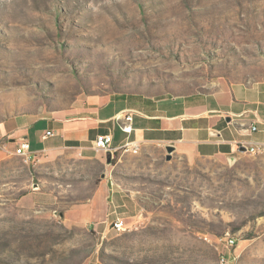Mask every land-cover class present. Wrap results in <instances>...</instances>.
Instances as JSON below:
<instances>
[{
	"label": "rangeland",
	"instance_id": "obj_1",
	"mask_svg": "<svg viewBox=\"0 0 264 264\" xmlns=\"http://www.w3.org/2000/svg\"><path fill=\"white\" fill-rule=\"evenodd\" d=\"M131 93L264 113V0H0V122L30 113L18 117L41 132L40 116ZM73 151L0 166V264H264V147L130 148L109 163ZM105 176L128 195L109 204L126 231L79 219Z\"/></svg>",
	"mask_w": 264,
	"mask_h": 264
},
{
	"label": "crops",
	"instance_id": "obj_2",
	"mask_svg": "<svg viewBox=\"0 0 264 264\" xmlns=\"http://www.w3.org/2000/svg\"><path fill=\"white\" fill-rule=\"evenodd\" d=\"M241 102L242 99L235 101L233 98L227 109L214 100L205 101L199 94L161 98L142 93L118 94L103 103L94 114L66 113L58 116L54 113L40 116L46 120L41 132L34 131L32 126L26 127L18 117L22 114L29 116V119L38 116L19 113L0 122V166H14L23 157L16 152L23 140L30 143L28 156L32 160L46 152L62 156L69 149L84 159L99 157L94 140L97 134L106 132L113 134L114 146L130 144L137 145L138 150H148L174 145L179 153H193L204 158L248 153V150L240 149L242 146L259 150L264 147V113L258 101L250 104ZM119 114L132 115L130 132L123 130V120L118 118ZM229 117L231 119L228 120ZM47 130H53L54 135L44 139L43 134ZM124 155L130 157L134 154L118 151L112 159ZM103 157L105 155H101ZM106 162L109 163L108 159ZM112 184V178L105 176L103 190L79 211L81 221L93 225L120 218L109 204L115 194L121 198L128 195L119 189L115 191ZM105 189L109 191L108 194ZM122 215L126 221L128 217Z\"/></svg>",
	"mask_w": 264,
	"mask_h": 264
},
{
	"label": "built area",
	"instance_id": "obj_3",
	"mask_svg": "<svg viewBox=\"0 0 264 264\" xmlns=\"http://www.w3.org/2000/svg\"><path fill=\"white\" fill-rule=\"evenodd\" d=\"M126 121L123 122V130L126 132H130L132 130V125H131V119H132V115L128 114L125 116ZM254 129H256V127H254ZM54 135V131L53 130H47L44 134H43V138L47 139L51 136ZM114 142V136L112 133L110 132H106V133H99L97 134L95 140H94V146L97 150H101L104 153H107L108 151H111L112 154L114 155L115 153H117L118 151H126L129 150L130 148H132L133 150H138V146H130V144H123L121 146H114L113 145ZM30 148V143L26 140H23L20 144V146L17 148L16 152L18 154H21L23 156H25L28 159H31L30 156H28V151ZM246 150H248L251 153H256L258 150L254 147L248 148L246 146ZM129 224H127L123 219L121 218H117L116 220H114L113 222H111V228L118 231V232H123L129 229ZM226 242L228 245L232 246L235 245L237 243V239L233 236H227L226 238ZM222 259V264H228V260L226 258V256H221Z\"/></svg>",
	"mask_w": 264,
	"mask_h": 264
},
{
	"label": "water",
	"instance_id": "obj_4",
	"mask_svg": "<svg viewBox=\"0 0 264 264\" xmlns=\"http://www.w3.org/2000/svg\"><path fill=\"white\" fill-rule=\"evenodd\" d=\"M227 119L229 120V118H227ZM166 148H167V150H168V152H169V156H168V157H171V154H170V153H172V152L175 150V146H174V145H168V146H166ZM240 149L243 150V151H245L247 148H246V146H242ZM106 157H107L108 161L110 162L111 159H112V157H113L112 152H111V151H108V152L106 153ZM230 158H231V159H235L236 156H232V157H230ZM34 187H37V184H35Z\"/></svg>",
	"mask_w": 264,
	"mask_h": 264
},
{
	"label": "bare ground",
	"instance_id": "obj_5",
	"mask_svg": "<svg viewBox=\"0 0 264 264\" xmlns=\"http://www.w3.org/2000/svg\"><path fill=\"white\" fill-rule=\"evenodd\" d=\"M220 263L222 264V259H221V262Z\"/></svg>",
	"mask_w": 264,
	"mask_h": 264
}]
</instances>
